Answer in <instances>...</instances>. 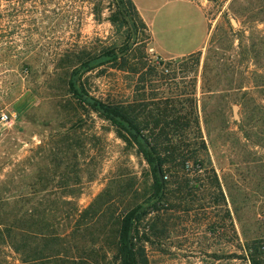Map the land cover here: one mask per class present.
<instances>
[{"label": "rangeland", "instance_id": "rangeland-1", "mask_svg": "<svg viewBox=\"0 0 264 264\" xmlns=\"http://www.w3.org/2000/svg\"><path fill=\"white\" fill-rule=\"evenodd\" d=\"M192 1L205 17L189 1L154 0L143 18L162 56L196 45L209 25L210 34L219 38L210 50L207 44L201 50L198 64L195 53L162 58L159 76L144 81L110 67L88 72L84 80L95 96L131 101L137 95L147 108H155L156 102L162 107L168 99L174 111L193 110L200 120L206 145L192 147L199 150L204 167L196 173L178 172L176 181L189 179L188 187L169 185L173 205L159 213L157 227L165 228L163 236H152L146 244L149 264H252L244 246L253 239L260 241L264 264V149L244 138L234 122L241 108L237 86L247 83L241 76L252 67L236 62L234 37L241 18L229 11L230 0ZM109 14L110 0H0V112L15 113L12 124L0 123V190L18 194L36 187L59 193L65 188L60 177L68 174L79 210L105 188L114 194L131 182L138 196L144 192L147 164L123 149L106 121L66 103L57 67L66 50L117 38ZM150 42L146 52L157 63L161 57ZM170 60L180 63L168 66ZM155 93L157 99H151ZM24 97L23 111L16 110L15 103ZM171 173L166 175L174 180ZM37 174L45 178L43 185H33ZM115 202L121 209L120 199Z\"/></svg>", "mask_w": 264, "mask_h": 264}, {"label": "trees", "instance_id": "trees-1", "mask_svg": "<svg viewBox=\"0 0 264 264\" xmlns=\"http://www.w3.org/2000/svg\"><path fill=\"white\" fill-rule=\"evenodd\" d=\"M228 9L235 19L241 18L234 37L236 62L252 65L241 76L247 83L239 82L237 86L241 91L238 99L241 108L240 118L234 122L243 131L244 138L254 139L264 149V27H259L264 25V0H230ZM107 19L117 38L100 46L66 50L57 67L61 70L66 103L106 121L124 143L123 149L133 151L147 164L144 192L138 196V188L133 189L131 182L114 194L105 188L86 208L79 210L72 200L74 191L68 187V174L60 177L65 188L59 193H43L42 188L35 187L9 194L8 190L1 189L0 264H149L146 244L152 242V236H163L165 228L157 227L159 213L173 205L168 196L169 185L174 182L178 189L188 187L189 179L183 184L176 181L178 172L190 169L196 173L204 167L199 150L192 147L206 145L200 120L197 115L193 116V110L174 111L168 99H164L162 107L156 102L155 108H147L149 105L138 101L137 95L129 101L101 98L89 91L84 75L96 69L110 67L128 71L144 81L159 76L157 67L164 63L162 58L154 63L147 54L151 31L132 0H110ZM218 38L211 33L206 49L210 50ZM195 53L198 64L201 50L188 55ZM175 62L178 61H168V66ZM228 68V72L233 71ZM156 95L151 94L150 98L157 99ZM25 98L15 103L16 110L23 111L27 104ZM171 170L174 180L166 175ZM44 179L42 174H37L33 185H43ZM213 179L219 187L216 175ZM217 195L225 203L223 192ZM118 198L119 210L115 207ZM245 245L249 261L262 264L259 239L247 241Z\"/></svg>", "mask_w": 264, "mask_h": 264}, {"label": "crops", "instance_id": "crops-1", "mask_svg": "<svg viewBox=\"0 0 264 264\" xmlns=\"http://www.w3.org/2000/svg\"><path fill=\"white\" fill-rule=\"evenodd\" d=\"M132 1L134 2L140 16L143 18L144 11L146 8H148V4L149 3L152 4L151 1H154V0H150V2L145 3V4L143 3L142 0H132ZM185 1H189L191 3H194L196 5V7L203 13L201 6H199V4H197L195 1H192V0H185ZM203 15H204V13H203ZM204 17H205V15H204ZM209 34H210V28L208 25V30L204 33V35L200 38V41L196 45H193L189 48L181 47L179 49H173V51H170L167 56H162L158 52V48H160V47L155 46L156 41L154 40L153 35L151 33V42H150L151 43V49H152V51H154V53L159 55L161 58H174V57H180V56L188 55L190 53L202 50L207 44Z\"/></svg>", "mask_w": 264, "mask_h": 264}, {"label": "built area", "instance_id": "built-area-1", "mask_svg": "<svg viewBox=\"0 0 264 264\" xmlns=\"http://www.w3.org/2000/svg\"><path fill=\"white\" fill-rule=\"evenodd\" d=\"M15 120V113L0 112V123L12 124Z\"/></svg>", "mask_w": 264, "mask_h": 264}]
</instances>
